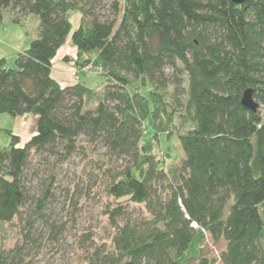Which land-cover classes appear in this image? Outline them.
<instances>
[{"label":"trees","instance_id":"obj_1","mask_svg":"<svg viewBox=\"0 0 264 264\" xmlns=\"http://www.w3.org/2000/svg\"><path fill=\"white\" fill-rule=\"evenodd\" d=\"M6 14L40 22L13 67L0 58V115L37 117L28 141L7 129L0 148V224L22 235L0 244V264H33L41 239L56 240L48 205L76 154L99 169L72 181L77 200L98 191L112 229L86 264H215L209 237L225 242L222 264H264V0H0V25ZM71 33L100 88L54 77ZM146 123L178 136L184 156L169 170L142 143Z\"/></svg>","mask_w":264,"mask_h":264},{"label":"rangeland","instance_id":"obj_2","mask_svg":"<svg viewBox=\"0 0 264 264\" xmlns=\"http://www.w3.org/2000/svg\"><path fill=\"white\" fill-rule=\"evenodd\" d=\"M80 17L79 12L70 13L73 31L79 26ZM11 19V16L6 14L4 23L0 25V58L5 57L8 66L13 67L17 52L29 47L31 41L37 36L40 19L35 14L27 15L21 23H15ZM58 54L59 57L54 65V75L59 76L64 72L70 76L62 80L63 85L81 80L91 88H100L104 81L102 72L93 66L82 70L83 65L78 62L87 58V55L77 59V49L72 43V33ZM149 89H151L150 85L143 88L142 92L147 95ZM261 111L264 115V104H261ZM36 123L37 117L32 114L24 117L0 115V148L10 146L11 136L6 132L7 129L13 130L26 142L33 135L32 133H36ZM149 141L153 143V152L163 161L166 170L184 156L177 134L169 136L165 133L154 138L153 129L146 123L142 143ZM25 142L21 141L20 144L23 145ZM86 171L92 175L97 174L99 169L92 167L82 154L74 155L61 168L60 182L54 191L55 199H52L48 205L54 211L58 224L61 226L59 235L56 240L41 239L40 246L32 252L33 264H86L89 256L94 255L97 250H106L110 246L112 229L105 215V204L97 195L98 191H94L92 196L82 197L79 201L74 192V184H71L72 181L82 179ZM139 214L136 212L135 217L139 218ZM42 229L45 228L40 225V230ZM21 237L18 221L0 224L2 248L13 247L21 240ZM224 248L223 240L214 243L210 237L204 246L205 252H209V256L216 259L215 264H222L220 253Z\"/></svg>","mask_w":264,"mask_h":264},{"label":"water","instance_id":"obj_3","mask_svg":"<svg viewBox=\"0 0 264 264\" xmlns=\"http://www.w3.org/2000/svg\"><path fill=\"white\" fill-rule=\"evenodd\" d=\"M234 2L241 3L244 0H233ZM242 103L244 106L247 108L256 111L259 108V103L255 100L253 96V89L252 88H247L244 91L243 98H242Z\"/></svg>","mask_w":264,"mask_h":264},{"label":"crops","instance_id":"obj_4","mask_svg":"<svg viewBox=\"0 0 264 264\" xmlns=\"http://www.w3.org/2000/svg\"><path fill=\"white\" fill-rule=\"evenodd\" d=\"M1 38V37H0ZM27 48V47H26ZM25 48V49H26ZM62 49V47L60 48V50ZM24 50V49H23ZM60 50L58 51V53L60 52ZM20 51H22V50H20ZM20 51H18V52H20ZM17 52V53H18ZM16 57V56H15ZM58 57H59V54H57L56 55V57L54 58V65H55V62H56V60L58 59ZM2 58V57H1ZM54 72H55V69H54V66H53V75H54ZM54 77L61 83L62 82V80L63 79H67V78H69L70 76H68V75H66V74H64V72L63 73H61L59 76H55L54 75ZM62 84V83H61ZM24 116H26V115H24ZM24 116H18V117H24ZM34 116V115H33ZM22 124V123H21ZM11 130V129H10ZM13 131V130H12ZM32 134H34V133H32ZM20 136V135H19ZM20 138H21V141L22 142H25V141H23V139H22V137L20 136ZM28 141V140H27Z\"/></svg>","mask_w":264,"mask_h":264},{"label":"built area","instance_id":"obj_5","mask_svg":"<svg viewBox=\"0 0 264 264\" xmlns=\"http://www.w3.org/2000/svg\"><path fill=\"white\" fill-rule=\"evenodd\" d=\"M90 66L92 67V65H86V66H83L82 70H87V69L90 68ZM96 70L101 71V68L98 67V68H96Z\"/></svg>","mask_w":264,"mask_h":264}]
</instances>
